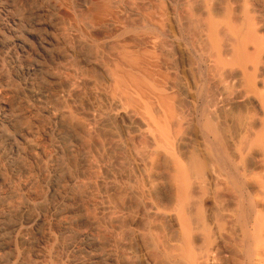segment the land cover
I'll return each instance as SVG.
<instances>
[{"label": "bare ground", "instance_id": "1", "mask_svg": "<svg viewBox=\"0 0 264 264\" xmlns=\"http://www.w3.org/2000/svg\"><path fill=\"white\" fill-rule=\"evenodd\" d=\"M76 1L0 0V264H264V0Z\"/></svg>", "mask_w": 264, "mask_h": 264}, {"label": "rangeland", "instance_id": "2", "mask_svg": "<svg viewBox=\"0 0 264 264\" xmlns=\"http://www.w3.org/2000/svg\"><path fill=\"white\" fill-rule=\"evenodd\" d=\"M55 1H56V8L55 9L57 10V12H59L58 14L61 16V20H62L63 23H65V26L66 27L68 26L67 28L71 29L73 27L77 28L78 26H82V24L81 25H77V24H80V23L83 22V21H81L82 20L81 17L85 18L84 15H86L88 17V19H89V17H90L89 15H91V14H89L90 12L88 13V11H86L87 12L86 13L84 11L86 9H84V10L82 9V11H80L81 9L77 8V5H76L77 1L76 0H55ZM96 1L98 2V0H91V2L93 3V6L90 7L89 11H92V9L94 10L95 6L97 5ZM100 1L101 0H99L98 3H100ZM52 7L54 8L55 4H53ZM18 9L19 10L17 12L18 13L20 12V14L24 16V20L27 23H30V24L34 25L36 20L39 19L40 3H33L32 5H30L27 8L26 7L25 8L22 7V8H18ZM20 9H22V10H20ZM84 12H85V14H84ZM117 15H118L117 18H115L114 20L113 19L110 20V18H109L110 22L107 21L108 18H106L107 20L105 21L104 19H98L99 17H95V18L92 17V18H90V20H88V21H90L91 24L93 23L94 26L93 25L92 26L94 27V30H96L95 32L94 31L93 32H94V35L98 37V39H102V40H103V38L107 39L108 36H110L113 33H117L120 30V28L118 26L121 24L120 22H122L125 19V16L120 14V13L119 14L117 13ZM79 16H80V18H76V17H79ZM87 17L85 19H87ZM84 18H83V20H84ZM78 20H79V22H77ZM112 21H113V23H112ZM110 23H112V25H111L112 28H109V27H111V26H109ZM74 24H76V25H74ZM113 24L115 26H113ZM116 25H117V27H116ZM43 121L45 123V120H43ZM44 123L42 122V125H44ZM45 145L48 147L49 143L45 142Z\"/></svg>", "mask_w": 264, "mask_h": 264}]
</instances>
